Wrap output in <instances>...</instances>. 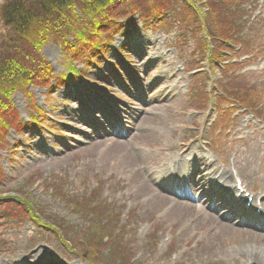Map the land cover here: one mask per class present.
Instances as JSON below:
<instances>
[{
    "label": "rangeland",
    "instance_id": "1",
    "mask_svg": "<svg viewBox=\"0 0 264 264\" xmlns=\"http://www.w3.org/2000/svg\"><path fill=\"white\" fill-rule=\"evenodd\" d=\"M7 1L0 0V48L7 45L5 37L12 34V28L1 19V9ZM156 1L165 6L172 4V0ZM234 2L226 0L220 6L229 14ZM80 7H73L78 16ZM239 9L246 13L243 23H238L237 17L231 23L237 24L236 38L240 37L236 43H242V48L238 51L237 44L236 48L223 46L225 69L206 68L204 55L200 53L205 43L201 32L197 26L187 27L180 21L178 24L185 10L178 7L170 20L157 27L139 25L129 33L116 34L101 58L87 65L75 64L80 75L72 84L67 79H58L52 90L25 85L26 92L21 88L12 93L11 105L22 123H28L30 115L36 117L37 123L26 124L21 134L10 131L0 150V197L3 198L0 264H89L66 249L59 235L62 241L80 245L75 249L81 252L87 244L95 246L94 259L100 264H264V253L255 243L247 241L251 234L234 232L218 238L222 227L213 226L204 216L207 212L203 207L191 206L178 222L168 227V212L164 210L167 204L152 210L149 203L155 195L151 192L144 195L143 180L138 177L139 173L144 174V166L149 169V165L138 161L133 169L127 165L126 169L118 164V153L109 155L104 147L90 148V142L98 140L105 142L107 148L117 144L100 137L99 104L111 116H126L135 124L132 138L120 142L128 154L145 156V164L149 159L159 161L177 156L183 150V157L196 163L195 167L200 165L199 155L206 159L208 167L215 164L219 170H222L219 163L225 161V170L230 171L232 166L241 169L247 173L244 180L253 189L259 188L264 182V124L253 119V124L248 125L250 120L240 111L231 114L223 106L226 99L221 93L223 86L225 90L237 89L236 95L253 89L251 98L243 101L253 102V110H258L264 119V0L249 1ZM230 20L231 16L220 19L225 23L224 29L229 28ZM224 29L221 30L228 31ZM229 48L232 51H227ZM243 49L253 54L251 62L240 60ZM40 54L56 74L67 72L66 58L55 40L45 43ZM233 58L238 62L234 63ZM197 66L202 68L197 70ZM203 71L211 81L203 76L196 79L195 83H200L198 95L199 90L193 91L197 84L190 87V73L205 74ZM30 99L34 100L33 104ZM36 108L42 112L37 114ZM217 115L215 128L223 130L218 137L214 126L208 130L210 121ZM144 118L150 121H142ZM226 121H229L228 130L223 125ZM63 193L89 197L93 193L94 202H88L87 207L99 202L107 217L96 219L100 223L95 227V221L82 218L80 211L71 208L67 197L62 199ZM206 203L212 205L209 200ZM27 205L34 215L26 211ZM114 210L117 230L108 235L112 224L107 221L109 215L113 216L108 211ZM52 220L58 225H55L57 231L51 226ZM102 224L105 233L101 229L97 232ZM194 225L193 236H184V231ZM210 240L208 247L205 242ZM246 250L259 251L256 259L246 258L243 253ZM40 251L45 253L44 260L36 257Z\"/></svg>",
    "mask_w": 264,
    "mask_h": 264
},
{
    "label": "trees",
    "instance_id": "2",
    "mask_svg": "<svg viewBox=\"0 0 264 264\" xmlns=\"http://www.w3.org/2000/svg\"><path fill=\"white\" fill-rule=\"evenodd\" d=\"M82 1V2H80ZM165 1V0H163ZM79 2L85 7L79 6ZM8 0L1 9V19L12 34L0 48V149L10 129L21 132L22 121L11 105V95L25 85L47 86L53 76L50 65L41 57L42 46L50 39L57 42L68 59H80L86 47L92 48L94 36L104 27L115 26L118 17H133L140 12L148 21L161 5L156 0ZM194 13L201 19L218 15L211 0H191ZM151 3L150 5H148ZM165 4V3H164ZM80 7L81 12L73 10ZM151 9V10H149ZM205 9V10H204ZM146 10L148 13L146 14ZM204 10V12H203ZM86 16V17H82ZM207 25H201L203 30ZM26 92V90H24ZM29 96V94L27 95ZM31 100V99H30ZM35 118L31 117L33 123ZM2 197H0V200Z\"/></svg>",
    "mask_w": 264,
    "mask_h": 264
},
{
    "label": "bare ground",
    "instance_id": "3",
    "mask_svg": "<svg viewBox=\"0 0 264 264\" xmlns=\"http://www.w3.org/2000/svg\"><path fill=\"white\" fill-rule=\"evenodd\" d=\"M145 120L150 121L147 118L142 119V121H145ZM152 120H155V119H152ZM152 120H151V124H153L152 122H154ZM115 122L116 121H114L113 123H115ZM126 134H127V132H125V133H123V132H118L117 133L116 132V135L122 136V137L125 136ZM140 136L142 138H148L147 135H140ZM149 136H151V135H149ZM120 141L121 140H116L115 142H117V144H114L115 146H111L110 148H107V145L105 144V142H103V141L100 142L98 140V141H95V142H90V148L92 149V147L94 146L93 148L94 149L97 148V150H98V149H101L102 147H104V149H108L107 150V154H109V155H115L116 156V153H118L119 155L116 156L118 158V160H119L118 164H120L122 167H124L126 169L128 167H130L131 169H133V167L135 166L136 162H138V161H140V163L142 165H145V163H146L145 156H143L142 154H135L133 152H130L128 154V151L126 150L125 145L122 144V142H120ZM121 151H124V153L122 154ZM120 157H121V159H120ZM202 158L203 157H200V160H202ZM200 163H203V160ZM149 164H150V169L148 171H145L144 174L139 173V175H138V177H141V179L143 180V182H142L143 189L142 190H143V192H145L144 195H150L149 194L150 192L151 193H154V194L156 193L155 198L152 200L151 203H149L150 204V208L152 210L153 209H156V207L158 205H162V204L169 205L170 210L168 211V213L166 215V220H167L166 222L168 224L167 226L170 227L174 223L178 222L177 220L180 217H182V214L185 213L187 210L191 209L192 207L189 206V205H184L182 203H175L174 206H172L174 202L173 201H170V198H169V196H172L171 191L168 190V189H164L165 188L164 187V184L166 182L165 183H162L161 178L162 179L171 180L172 179L171 178L172 176L169 177L170 171H172V174L174 172L184 173V169H186V167L188 166V161L185 160V159H183V158L182 159L176 158V156H169L168 158H166L160 164H158L157 160L149 159ZM153 166H155L156 168H153ZM153 169L158 170V171H156V175H157L156 177L152 173V172H154ZM210 169H213V170H217L218 171V168L216 169L215 167L214 168H210ZM225 173L226 172L223 171L220 174V177L219 178L220 179L223 178ZM206 180H207V178L204 177V178H201L198 181H195V180L192 181L194 183V186H195V189L194 190H196V188L199 185H201V184L204 185ZM180 181L184 182L183 180H180ZM175 184H177V183H175ZM236 191L237 190H234L232 192L231 197H233L235 195ZM165 193L168 194L169 196H167ZM206 195H208V194L207 193L201 194L200 197H199V199H202ZM235 198L240 199L241 198V195L240 196H236ZM257 198L260 199V201L258 202L257 207L260 206L261 208H264V184L263 183H261L259 191L255 194V199L254 200H256ZM227 202H224L223 204L225 205ZM244 202H245V200H244ZM167 205L164 206V208H168ZM238 207L240 208V206H238ZM233 212H234V210L231 211L230 213H233ZM249 215H251V214H249ZM206 217L208 218V220L210 219V221H212L213 223L214 222H218V220L219 221L222 220L218 214H215V215L208 214ZM228 222H231V221L229 220ZM220 226L222 227V229L219 232L218 238H220V237H221V239L223 237L225 238L226 236L229 235V233H234V232H236V233L237 232H240L241 235H246V236H248V235L251 234L250 235L251 236V239H249V240L247 239V241H249L250 243L251 242L255 243L258 246V248L261 251H263V247H264V236L259 235V234H256L254 232H251L250 230H243L244 231L243 232L244 234H243L242 231H238V229H233V228L229 227V224L228 223H224V222H220ZM253 226H256V224H253ZM195 230H196V225H194L193 227H191V229L185 230L184 231L185 232L184 236H186V237H192ZM211 242H212V240L207 241V242H205V245H208V247H210L211 244H209V243H211ZM248 246H250V245H248ZM216 248H219V247H213L214 250ZM220 249L221 248H219L217 251H219V252L222 251ZM249 251L250 250L245 251L244 254L248 253ZM219 254H221V253H219ZM36 257H39L41 260H44L45 253L42 252V251H40V252L37 253ZM251 257L252 256L250 255L249 258H251ZM253 258H255V257H253Z\"/></svg>",
    "mask_w": 264,
    "mask_h": 264
}]
</instances>
